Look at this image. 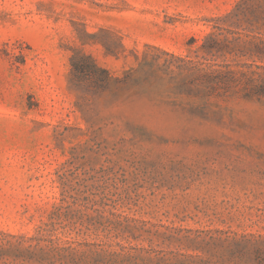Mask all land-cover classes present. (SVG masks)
Returning <instances> with one entry per match:
<instances>
[{"label": "rangeland", "instance_id": "rangeland-1", "mask_svg": "<svg viewBox=\"0 0 264 264\" xmlns=\"http://www.w3.org/2000/svg\"><path fill=\"white\" fill-rule=\"evenodd\" d=\"M101 28L123 54L79 40ZM210 32L264 82V0H0V230L51 228L79 264H264V96L201 115L168 74L115 101L70 81L74 47L115 75L154 60L177 72L163 50L195 58Z\"/></svg>", "mask_w": 264, "mask_h": 264}, {"label": "trees", "instance_id": "trees-1", "mask_svg": "<svg viewBox=\"0 0 264 264\" xmlns=\"http://www.w3.org/2000/svg\"><path fill=\"white\" fill-rule=\"evenodd\" d=\"M100 33L104 35L100 37V34L82 31L79 32V40L85 45L92 38L102 44L108 54L119 56L125 52L121 37L107 28H101ZM191 41L196 39L192 37ZM227 48L218 33L210 32L198 47L195 58L163 50L179 61L177 72L154 60L139 68H130L123 75H115L83 47H74L70 55V81L82 97L115 101L125 96L140 95L151 88L162 89L163 76L168 74L173 92L200 100L188 110L205 115L214 98L227 97L235 92L244 97L264 96V82L257 81L256 71L245 69L244 63L220 59L218 52ZM63 178L62 175L60 180L66 186ZM62 208L63 204L56 207L51 215V224L62 215ZM91 225V220L71 223L73 229L81 230L89 229ZM68 226L69 223L64 224L65 228ZM43 230L45 233L33 235L0 230V264H79L73 241L63 242L61 237L52 235L51 228L44 227Z\"/></svg>", "mask_w": 264, "mask_h": 264}]
</instances>
